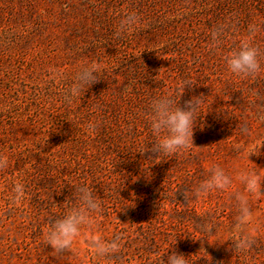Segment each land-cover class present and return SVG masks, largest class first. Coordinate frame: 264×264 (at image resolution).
<instances>
[{"label":"rangeland","instance_id":"obj_1","mask_svg":"<svg viewBox=\"0 0 264 264\" xmlns=\"http://www.w3.org/2000/svg\"><path fill=\"white\" fill-rule=\"evenodd\" d=\"M132 12L139 22L117 37ZM221 25L214 46L211 32ZM250 26L264 67V0H0V155L9 160L0 171V264H65L43 234L74 203L72 185L79 184L93 187L103 209L75 238L76 257L65 258L72 264H159L176 235V251L196 258L205 249L212 258L195 264H264V181L243 228L233 219L238 181L202 199L184 197L213 164L233 176L254 168L264 175V144L247 158L264 141V71L237 78L223 61ZM96 62L101 79L69 103L76 72ZM184 79L196 83L185 87L180 107L193 95L207 97L193 144L151 163L155 153L139 152L152 138L150 101ZM89 121H99L95 132ZM16 182L25 191L12 203ZM121 204L131 206L117 211ZM207 224L216 230L210 242L244 232L255 244L237 255L231 241L197 239ZM92 235L119 236L118 259L98 261Z\"/></svg>","mask_w":264,"mask_h":264},{"label":"clouds","instance_id":"obj_2","mask_svg":"<svg viewBox=\"0 0 264 264\" xmlns=\"http://www.w3.org/2000/svg\"><path fill=\"white\" fill-rule=\"evenodd\" d=\"M139 19V16L134 12L127 14L120 20L115 35L119 37L127 34L128 30L139 22ZM254 31V27L250 26L249 35L242 38L238 47L232 49L223 57L227 72L234 77L251 78L264 71L261 63L260 49L253 43L251 37V33ZM223 34V25L211 32L214 46H218L221 43ZM103 71V66L99 62L81 67L76 72L72 85L67 91L66 99L68 102L71 103L73 99L81 94L84 95V92L93 83L101 79ZM195 83L191 79H184L173 92L161 94L151 99L147 121L152 138L145 143L143 150L139 151L140 153H144L145 151L155 153L154 158L149 157L147 161L153 163L157 158L175 157L179 152L187 149L190 143L193 144L192 137L195 123L197 117L201 115V108L207 102V97L203 94L198 96L193 95L184 102L183 108L179 106V101L185 87L187 86L191 89ZM98 125L99 121H89L86 127L90 132H95ZM149 142H151L150 149L147 148ZM262 144H264V141L254 145L248 151L247 158L249 159L250 154H257ZM8 167V158L5 155H0V171H6ZM234 180L243 186V191L231 193V197L234 200L233 219L236 225L243 228L251 219V198L262 192L261 182L264 181V175L260 174L259 169L242 170L233 176L224 167L213 164L209 168L207 178L194 185L191 189L185 190L184 197L188 202L189 199L193 201L202 199L214 191L224 192L232 187ZM72 186L71 199L74 203L67 208L62 216L52 219L43 234V243L51 247V253L56 259H64L65 264H72L71 260L65 259L66 257H76L73 243L75 238L81 234V229L86 227L91 229L95 216L101 213L103 209V202L95 194L93 187L87 184ZM24 191L25 186L22 183H13L10 190V201L15 203L16 199ZM125 206L131 205L121 204L117 211L123 210ZM213 229L215 227L211 224L200 225L197 230L202 235L197 239L207 238L209 244L216 241L222 244L225 241H231L229 248L233 254L237 255L248 253L255 244V238L250 233L245 234L244 232H240L239 235H229L223 240L213 239L210 242L208 236L214 234L216 231L213 232ZM178 236L181 235H176L174 242L169 243L159 254V264H195L201 257L207 261H211L212 258L208 259L211 256L203 247V240H201V248L204 249L207 256L193 258L194 254L186 256L182 252L176 251L173 246L176 244ZM119 240V236H114L112 240L106 241L96 235H92L88 243L98 261L111 262L118 259L121 247ZM170 249L171 251H169ZM165 254L166 259H163L162 257Z\"/></svg>","mask_w":264,"mask_h":264}]
</instances>
